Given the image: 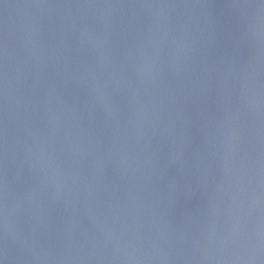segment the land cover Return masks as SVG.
<instances>
[{"label":"water","instance_id":"water-1","mask_svg":"<svg viewBox=\"0 0 264 264\" xmlns=\"http://www.w3.org/2000/svg\"><path fill=\"white\" fill-rule=\"evenodd\" d=\"M0 264H264V0H0Z\"/></svg>","mask_w":264,"mask_h":264}]
</instances>
